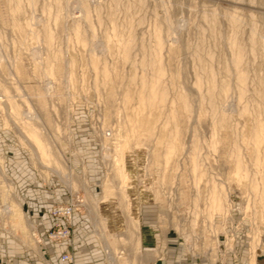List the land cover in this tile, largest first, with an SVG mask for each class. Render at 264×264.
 <instances>
[{
    "label": "rangeland",
    "instance_id": "374dc122",
    "mask_svg": "<svg viewBox=\"0 0 264 264\" xmlns=\"http://www.w3.org/2000/svg\"><path fill=\"white\" fill-rule=\"evenodd\" d=\"M36 190L66 193L44 231ZM263 192L264 0H0V264L48 242L72 264L74 213L106 263L157 227L199 264H264Z\"/></svg>",
    "mask_w": 264,
    "mask_h": 264
},
{
    "label": "crops",
    "instance_id": "0c3cea01",
    "mask_svg": "<svg viewBox=\"0 0 264 264\" xmlns=\"http://www.w3.org/2000/svg\"><path fill=\"white\" fill-rule=\"evenodd\" d=\"M65 194V192L58 193L56 196L39 190H36L33 194H27L28 211L35 216V225L39 230L44 231L51 225L52 219L47 213L48 209L53 201L63 200ZM11 204L5 206V208H11ZM72 221L74 224L72 264H107L104 252L92 230L93 226L87 218L80 213H74ZM140 248L138 264H199L197 259H191L182 251L179 243L163 237L157 227L155 230L153 227L150 230L146 228L141 232ZM65 249H67L65 243L48 242L44 252L30 251L22 253L24 256L16 254L14 258L11 257L12 263L10 264H69L59 260V255Z\"/></svg>",
    "mask_w": 264,
    "mask_h": 264
},
{
    "label": "built area",
    "instance_id": "2783aa9c",
    "mask_svg": "<svg viewBox=\"0 0 264 264\" xmlns=\"http://www.w3.org/2000/svg\"><path fill=\"white\" fill-rule=\"evenodd\" d=\"M69 203L55 205L51 208V214L56 218H70L71 214L74 211H78L82 206V200L78 198L76 195L75 197L69 198ZM48 238L51 240L62 241L68 240L71 236V229L69 225L63 226L61 223L57 222L54 223V227L49 230ZM64 259L67 257L64 256Z\"/></svg>",
    "mask_w": 264,
    "mask_h": 264
},
{
    "label": "bare ground",
    "instance_id": "6f19581e",
    "mask_svg": "<svg viewBox=\"0 0 264 264\" xmlns=\"http://www.w3.org/2000/svg\"><path fill=\"white\" fill-rule=\"evenodd\" d=\"M116 1V0H115ZM139 1V0H138ZM113 12V11H112ZM232 16V15H231ZM114 31V30H113ZM49 38V37H48ZM51 40V39H50ZM211 76V75H210ZM240 77V76H239ZM143 83V82H142ZM144 84V83H143ZM145 85H146V83H145ZM150 85V87H151V84H149ZM152 88V89H151ZM150 88V92L152 93L153 92V86ZM147 89H149V87H147ZM161 95V94H160ZM162 96V95H161ZM145 98V97H144ZM144 98H142L141 100H142V102H143V104H146V102L147 103H151V99H144ZM150 106V105H149ZM33 114V113H32ZM32 114H30V112H29V114L27 115V117L29 118V119H31L32 117H31V115ZM30 130V129H29ZM36 136H37V134H36ZM235 159V158H234ZM213 194H214V192H212ZM212 193H211V197H212V204H214V205H219V203L220 202H218V200L216 199V195L214 196V195H212ZM264 193V192H263ZM219 197V196H218ZM264 198V197H263ZM263 201H264V199H263ZM264 204V203H263ZM216 207V206H215ZM11 211V209H9V212ZM106 254H107V264H116V262H115V255H113V252L111 251V246L110 245H107L106 244Z\"/></svg>",
    "mask_w": 264,
    "mask_h": 264
}]
</instances>
